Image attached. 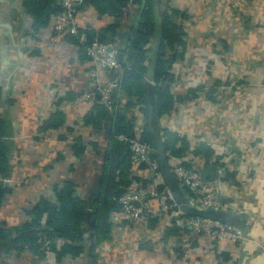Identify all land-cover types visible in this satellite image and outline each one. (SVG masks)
I'll return each instance as SVG.
<instances>
[{"label": "crops", "instance_id": "1", "mask_svg": "<svg viewBox=\"0 0 264 264\" xmlns=\"http://www.w3.org/2000/svg\"><path fill=\"white\" fill-rule=\"evenodd\" d=\"M157 1L159 14L166 11L183 31L184 44L177 46L165 83L175 98L195 94L175 99L167 114L155 117L156 125L164 139L173 135L174 147L183 148L177 161L186 159L200 168L204 179L219 181L215 210L232 215L235 225L243 227L242 239L215 241L220 252L228 254L226 264H264V0ZM24 3L0 0V116L6 122L2 139L8 146L0 227L29 222L27 209L40 199L54 201V186L71 180L76 195L87 203L86 232L79 255L58 259L45 246L39 254L0 248V264H218L202 236L184 247L181 231L167 234L168 225H178L174 218L133 228L108 221L101 226L111 158L117 171L127 149L109 138L107 124L97 131L89 122L97 119L98 94L91 104L70 105L87 91L95 68L83 44L69 36L54 40L48 23L34 27ZM113 5V0H90L78 20L124 48L131 29L140 28L144 18L138 5L125 7L121 16ZM104 74L106 81L119 75ZM52 88L56 99L49 95ZM63 104V110L57 109ZM121 105L112 124L115 131L129 132L127 111L136 106ZM54 112L63 114L62 123L40 130ZM79 141L85 143L81 154L72 148ZM201 146L213 150L208 162L195 152ZM173 182L179 198L188 201L174 176ZM63 241L56 239L57 249Z\"/></svg>", "mask_w": 264, "mask_h": 264}, {"label": "trees", "instance_id": "2", "mask_svg": "<svg viewBox=\"0 0 264 264\" xmlns=\"http://www.w3.org/2000/svg\"><path fill=\"white\" fill-rule=\"evenodd\" d=\"M113 1L114 5L112 9L115 10L117 16L123 15L125 7L129 6L127 1ZM24 5L28 14H30L33 19L34 27L46 25L51 14L56 13L60 9L56 0H25ZM134 5H138V14L144 18V22L140 28L136 26L131 29V33L128 38V46L124 48H120L118 46L119 59L125 60V63L123 64V72L120 75L119 87L115 90V92H113V97L117 103L116 113L109 114L105 107L97 102L94 107V115L97 119L95 122L88 120L89 122L95 124V129L97 131L101 130L103 125L107 124L106 126L108 128L109 138L112 140H115L114 135L117 132L127 133L124 130L115 131V124H112L116 122L117 115L120 112L118 109L122 107V103L125 104L126 107H131V105L133 106L136 103L142 104L140 110L144 113L143 105L145 103V88L143 83L148 73H151L152 75L153 86L151 87V95L153 109L156 116L167 114L175 106V99H181L184 97L188 98L189 96L193 97L195 94V92L192 91L184 97L175 98L174 95L171 94L168 85L165 83L169 75L171 63L177 58V46L184 44L182 40L183 31L180 29L179 25L169 19V14L166 11L161 12L160 48L156 65L154 69L150 71L148 63L150 59L151 47H149L148 43H152L154 35V2L153 0H136ZM84 31L86 32L89 41L98 39L110 40L114 42L112 37H105L106 33H102L97 36L91 32L92 30H90V28L85 29ZM81 48L84 51V45H82ZM167 49L170 51L169 53L167 52ZM122 92L126 95L125 98L122 99L123 102L120 101L121 96H119V93ZM131 98H134V101H132ZM62 116L63 114L54 112L49 119L42 122L40 130H46L50 127L55 128L62 123ZM90 120H92V118ZM6 132L7 126L5 119L0 116V177L6 173L8 168L6 155V149L8 146L2 139V136H4ZM139 138L152 144L150 133L145 123L142 126ZM175 139L176 137L173 135H171L169 139H164L165 149L167 153L178 158L181 156L183 148L174 147L173 144ZM84 146L85 143L80 141L79 143L72 144V148L77 154L84 152ZM195 152L198 153V156H202L206 162L211 159L213 154L212 149L204 146L197 147ZM126 154L127 157L122 159L114 175L112 192L108 197L109 210L114 209L117 206V198L121 194L123 190L122 188L129 185L130 179L141 181L143 185L152 181L148 176L144 165H138L136 167V170H138L140 174L145 175L143 179L139 178V176H130V169L133 167V164L128 150ZM178 162L183 166L190 167L188 164L189 161L186 159L181 158ZM106 166L107 165L105 164L104 170H106ZM104 178L105 175L103 176V180ZM164 184L166 185L165 181ZM162 186L163 184L158 187ZM182 187L188 193L187 188L184 186ZM53 190L55 197L54 201L40 199L34 206L27 209L26 214L31 216V220L29 222L12 225L8 228L0 227L1 249H5L7 251L14 249L18 251L20 249L27 248L32 252L39 254L45 246L46 249L54 251L57 254L58 259L66 254L79 255L84 251L82 242L86 231L83 227V220L86 216L87 203L76 195L75 184L71 180H64L61 185H55ZM2 193L3 191L0 187V204ZM153 220H150L149 222H152ZM44 226H46V228H44ZM179 231L182 233L187 232L174 223L166 227L167 234H173ZM106 233L107 231H105V234H102L106 235ZM96 234H98V232H96ZM57 238H62L64 240L60 249H57L56 247ZM41 243L44 245L41 246ZM95 244L96 243L93 242L92 245L94 246ZM91 256L93 257L94 255L91 253ZM219 257L223 261L222 264H226L228 254L226 252H220ZM218 264L221 263L218 262Z\"/></svg>", "mask_w": 264, "mask_h": 264}, {"label": "built area", "instance_id": "3", "mask_svg": "<svg viewBox=\"0 0 264 264\" xmlns=\"http://www.w3.org/2000/svg\"><path fill=\"white\" fill-rule=\"evenodd\" d=\"M59 11L51 14L48 25L55 33L54 40L62 37H76L84 45V52L94 65L91 70V79L87 91L77 95L70 105L91 104L95 101V94L99 95L98 103L102 104L109 114H115L117 103L113 97V92L119 87L120 75L123 70L125 60L119 59V47L110 40L94 39L89 41L85 29L79 23L78 15L83 12L90 0H56ZM129 5H134L136 0H126ZM102 72L98 74L96 71ZM118 71L119 75L112 80H104V72ZM55 89L49 90V95L56 99ZM55 94V95H54ZM52 96V97H53ZM121 102L126 96L119 93ZM136 107L129 109L128 118L132 130L128 133L117 132L115 140L127 146L130 152L133 167H131V177L140 174L136 167L144 165L148 176L152 181L143 185L141 181L130 179L129 185L123 187L121 194L117 198V206L109 211L108 222L114 227L120 224L126 226L138 225V223H148L150 220L164 222L170 218L177 220L178 225L187 232H183L181 245L189 246L195 238L202 236L205 245L216 255L217 261L220 259V250L215 245L216 239L219 241L227 238L230 240H240L243 238L241 230L232 224L223 223L211 218H203L194 215H186L176 202L172 191L164 184V179L155 157L153 145L139 138L142 126L145 123L144 114L140 110L142 104L136 103ZM65 105H60L59 110H63ZM167 161L176 181L187 188L188 201L190 205L202 209H216V199L220 194L218 180L209 181L202 177L200 168L197 166L186 167L177 161V158L167 153ZM5 181L0 177V182ZM163 184L162 187H158ZM92 234V233H90ZM44 244L41 243V246Z\"/></svg>", "mask_w": 264, "mask_h": 264}, {"label": "water", "instance_id": "4", "mask_svg": "<svg viewBox=\"0 0 264 264\" xmlns=\"http://www.w3.org/2000/svg\"><path fill=\"white\" fill-rule=\"evenodd\" d=\"M154 5H153V10H154V35L151 43V50H150V59L148 63V68L151 71L154 69L159 53V48H160V41H161V16L158 11V1L153 0ZM144 88H145V103L143 105L144 107V119H145V124L146 127L150 133L151 137V142L154 148V153L155 157L157 159V162L159 164L163 179L168 186V188L172 191L174 198L176 202L179 204L180 209L188 215H194V216H199L203 218H211L215 220H219L223 223L227 224H232L235 225L232 219V215L215 210V209H202L198 207H194L190 204H188L187 201H183L182 199L179 198L174 182H173V175L170 170L168 161H167V152L165 149V141H164V136L161 134L160 130L158 129L156 122H155V117L156 114L153 109V101H152V95H151V87L153 86L152 82V75L151 73L146 75V78L144 80ZM132 128V127H131ZM130 132V131H129ZM128 132V133H129ZM124 148H127L125 144H123ZM115 158L112 156L110 165H109V170L105 182V188H104V194H103V214H104V222L101 223V226L103 227L108 221L109 217V209H108V197L112 192V185L114 181V175H115ZM204 174V172H203ZM204 178V176L202 175ZM236 226V225H235ZM241 233L242 236H244V229L242 227Z\"/></svg>", "mask_w": 264, "mask_h": 264}, {"label": "rangeland", "instance_id": "5", "mask_svg": "<svg viewBox=\"0 0 264 264\" xmlns=\"http://www.w3.org/2000/svg\"><path fill=\"white\" fill-rule=\"evenodd\" d=\"M246 2H247V1H244V3H246ZM248 3H249V1H248ZM228 8L231 9L230 7H228ZM232 9L234 10V8H232ZM244 18H247V17H244ZM244 18H243V19H244ZM246 23H247V22H246ZM240 29H243V27L241 26ZM167 52L169 53V50H168V49H167ZM188 204H189V202H188Z\"/></svg>", "mask_w": 264, "mask_h": 264}]
</instances>
